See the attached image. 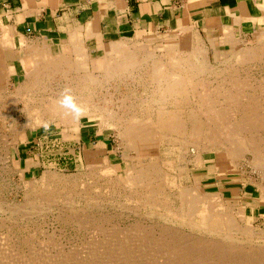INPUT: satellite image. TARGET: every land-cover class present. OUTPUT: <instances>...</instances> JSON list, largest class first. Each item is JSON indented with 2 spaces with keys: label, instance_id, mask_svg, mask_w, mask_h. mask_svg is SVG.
<instances>
[{
  "label": "rangeland",
  "instance_id": "1",
  "mask_svg": "<svg viewBox=\"0 0 264 264\" xmlns=\"http://www.w3.org/2000/svg\"><path fill=\"white\" fill-rule=\"evenodd\" d=\"M212 18L221 27L196 14L187 21L192 26L140 29L112 39H129L132 45L143 42L151 51L162 48L167 41H181L188 32L203 51L204 71H196L195 88L189 89L186 100L178 104L184 127L180 131L149 128L155 137L152 150H138L130 145L124 135V123L142 124L150 110L152 117L156 116L160 105L155 101L154 81L141 68L133 69L126 80L101 78L98 70L104 57V42L110 40L85 38L83 28L73 34L83 43L70 40L78 28L74 25L68 33L49 39H18L6 30L0 34L9 38L1 43L10 59L2 60L18 70L11 76L7 93L13 89L12 83L21 79V71L29 68L25 45L30 43L41 49V41L45 40L54 54L66 49L64 67L70 77L84 74L94 66L101 78L92 95L94 100L110 105L121 117L115 119L111 112L112 123L106 116L70 114L66 120L51 116L36 122L20 111L21 102L7 109L0 104V264H211L214 259V264L220 260L227 261L225 264H264V163H253L251 151L238 143L233 145L243 151L232 161L226 157L225 151L232 144L225 140L234 130L227 126L226 119L214 116V110L208 111L209 98L200 95L217 85H225L224 90L228 88L226 91L231 94L234 91L235 96L242 90L250 100L240 99L236 105L242 109L251 107L252 116L243 137L253 144L264 137V17L230 14ZM137 76L144 78L139 81ZM61 80L62 76L55 74L52 86ZM214 92L211 90L213 99H217L214 107H224L227 102L228 107L233 106L230 97ZM105 95L111 101L104 103ZM164 106L171 109L173 104L167 102ZM230 112L234 119L244 114ZM132 114L137 117L132 118ZM193 116L203 125L194 130L198 133L189 128ZM144 168L156 171L147 187L138 181ZM194 185L206 197L205 205L216 212H227L246 232H233L224 239L225 234L189 226L190 220L198 222V213L178 219L184 212L179 191ZM210 240L220 245H214V249L224 251H213Z\"/></svg>",
  "mask_w": 264,
  "mask_h": 264
},
{
  "label": "bare ground",
  "instance_id": "2",
  "mask_svg": "<svg viewBox=\"0 0 264 264\" xmlns=\"http://www.w3.org/2000/svg\"><path fill=\"white\" fill-rule=\"evenodd\" d=\"M254 6H255L254 7L255 11L257 13H260V16H257V17L262 19L264 17V0L259 1L258 5H254ZM6 28H7V26H6ZM223 28H226V27H223ZM187 30H188V28H187ZM185 33L182 35V38H180L181 41H176V42L175 41H172V42L167 41L162 48H156V49L154 48L151 51L147 48V46L145 44H143V42H142V44L132 45L129 43L133 42V41L129 40V39H125V38H120L119 40H110V41L104 42V57L102 58V61H101L102 62L101 67L98 70V71H101L100 72L102 74L101 78H103L105 76L107 78H118V79L125 78V80H126L125 76H127V75L130 76L131 71L133 69H137V68L140 69L141 68V71H145L146 72L145 74H147L148 78L150 80L154 81L153 86L155 87V90H156V91L153 90V91H155V94H156L155 101L160 105V107L157 108V110L155 111L156 116L152 117V115H151L152 110H150V112L148 114H146V115H148L147 119H145V122H143L142 124H137V123H133V122L124 123V125H125L124 126V128H125L124 135L126 136L127 142L130 145L135 146L138 150H152L153 144H154L153 138H155V137H154L153 132L148 131L149 128L150 129H152V128H154V129L155 128L156 129L157 128L158 129L163 128L164 129L165 128V129H170L172 131H175V130L177 131V130L182 129L184 127V123L182 122L184 120H182V118L179 116V113H178L179 112L178 111V109H179L178 104L181 103L183 100H186L185 99L186 95L188 93L190 94L189 89L193 90L195 88L196 85L193 82V79L196 78V76H197L196 71H202L204 69V65H205L204 60L202 59L203 51L199 47L200 44L199 43H193L191 36H189L187 34L188 32H185ZM228 36H229V33L227 34L226 38ZM5 39H9V38L4 36V35L0 36V62H1L0 63V104L2 107H4L5 109L10 108V106L16 107L17 104L19 102H21L22 106L20 107V111L25 112L26 115L34 118V120L36 122H42L45 120V118L47 120L48 118H51V116H53V117L55 116L54 118H57V119L59 118V120H66L68 118V115H70V114H67L66 111L63 109L58 108V106L56 105V101L60 97L61 92L64 89L69 88V89H71L72 94L75 96L77 104L81 107V109L83 111L82 115L94 114L95 117H99V118L106 116V118L108 119V122L110 121L112 123H114L113 122L114 118L112 117L113 115L115 116V119L121 118L120 115L116 116L117 114L114 113L116 111H113V109L110 108V105L109 106L107 104L101 105L100 104L101 102L99 103V102L94 100L92 95H93V93H95L94 92L95 86L99 83L98 79H101L98 75L99 73H96L98 71L95 70L94 66L91 67V69H87V71L84 74L80 73L81 75H75V76L70 77L66 72V68L64 67L66 65V62H67V59L64 58V53L66 52V49H65L66 46H63L65 51H60V52L57 51L58 53L54 54L55 52L53 53L50 46L46 43L45 40L41 41V42H43V45L40 47L41 49L34 47L30 43H29L30 45L29 44L25 45L26 46L25 47V49H26L25 53H26V58L28 61L29 68L25 71H21V79L15 83H12L13 89L9 93H7L6 91L8 90V86L11 83V76H12V74L18 73V70H16L14 66H8L6 64L7 62L4 63L2 60L4 58H5V60L10 59L9 54L2 47L3 45L1 42H2V40H5ZM193 40H195V39H193ZM21 42H22V40H21ZM67 56H68V54H67ZM215 56H217V55H215ZM84 58H85V56H84ZM234 70L236 71V69H233V71ZM226 73H228V72H226ZM231 73H233V72H231ZM55 74L61 75L62 80L57 82V83L55 82L56 86L54 87V86H52V81L54 80ZM75 74H76V72H75ZM139 74H141V73L139 72ZM236 75H234V77ZM137 77H139V76H137ZM223 77H224V75H223ZM238 77H239V75H238ZM107 78H106V80H107ZM141 78H144V77H142V76L139 77V81ZM213 79H214V77H213ZM112 80H114V79H112ZM196 80L198 82V79H196ZM221 84H223V83H221ZM224 86L217 85L213 89H210L211 87H209L210 90L208 89V91H202V92H200V95L208 96L209 99L206 101V103L208 104V109H209L208 111L212 112V110H214V112H215L214 116H216L217 118L222 119V120L226 119L228 122V124L226 123L227 126H230L231 131H232V129L234 130L233 132L228 133L230 135V138L227 137V140H225V141H227L228 144L229 143L232 144V146L227 148L225 151L226 157H228V159H230L232 161V159L234 157H237L239 152L242 150V149H240L241 147L239 148L238 146H235L233 144H235V143H236V145H237V143L241 144V145L244 144L245 147L243 146L244 147L243 149L246 151L250 150L251 151L250 153H252L253 163L254 162H256V163L261 162L263 164L264 163V137H262L263 139L261 138L259 141L255 140L254 144L247 141L243 137L245 135V133H243V131L249 129L251 126V123H250V119H252V116L250 115L251 107L250 108L246 107L245 109H242L241 107H238V105L243 98L244 99L248 98L247 101L250 100V96L245 95L244 92L242 93L241 89H239V91L241 90V93L239 92L238 95L235 96L236 95L235 93H234L235 95H233L234 91L231 94L228 91H226L228 88H226V90H224ZM211 90H212V92L215 91L214 92L215 95H217L216 92H219L220 94L223 95V97L225 96V98L230 97V99L234 103L233 106H229V107H231V108H229L227 103H230V102H227L225 104L226 107H225V105H224V107H222V105H221V108H216L217 106L214 107V103L217 101V99L216 100H214L215 98L213 99V96H212L213 93H211ZM146 93H148V92H146ZM252 94H253V91H252ZM103 95L104 94H102V97H103ZM5 96L8 98H6ZM105 98H106V95H105L104 99ZM204 99H205V97H204ZM105 100L106 101L104 103L111 101V99L110 100L108 99V101H107V99H105ZM226 101L227 100L225 99V102ZM247 101H245V102L243 101V103H246ZM167 102L172 103L174 107L172 106L171 109L166 108V106H164V105ZM243 103H241V104H243ZM236 104H238V105H236ZM246 104L248 105L249 103H246ZM113 106H114V104H113ZM204 111H206V109ZM230 111H232L234 113L236 111L242 112L244 114H242V115L240 114V117L238 119H234L235 117L232 118V116L231 117L229 116V114L231 115ZM111 112H113V115H111ZM189 113H191V110ZM134 114H132V116H131L132 118L137 115V114L136 115H134ZM141 114H143V113H141ZM252 114H255V113H252ZM257 114H258V112H257ZM211 115L209 116L210 118H211ZM227 115H228V117H227ZM190 118L192 121V123H190V125H189L190 131L192 133H198V131H194V130H197L200 128L202 129L203 125L201 124V122H199V120L197 121L196 116H193ZM140 119L141 118L139 117L138 120H140ZM247 120H248V122H247ZM8 124H10V123H8ZM109 124H111V123H109ZM218 134H220V133L218 132ZM180 136H182L181 133H180ZM186 144H188V143H186ZM251 144H253V145H251ZM195 147L197 148L198 146H195ZM192 150L193 149H191V151ZM243 153H242V155H243ZM89 155H91V154H89ZM222 156L224 157V154H222ZM258 164L261 165L260 163H258ZM258 164H256V165H258ZM263 166H264V164H263ZM263 169H261V170H263ZM155 172L151 171V168L149 170L144 168L143 171L141 172L140 178L138 180V181H140V185H144V183H145V186H146V183L149 185L150 181L152 179H155V174H154ZM157 178H159V177H157ZM159 179H158V181H159ZM128 181H129V179H128ZM136 181L137 180H135V182ZM136 183H138V182H136ZM132 185H135V183L134 184L132 183ZM152 188H154V187H152ZM143 189H144V187H143ZM148 191L150 193V187H149ZM147 197H148V195H147ZM178 197H180V199H181V206H182V209L184 212H183V215H182V213H180L179 218L178 217H176V218H178V219L181 218V220L182 219L184 220L186 215H187V217H189L193 213H195V214L198 213L199 219H196V220H198V222L196 223L195 221L190 220L189 226L190 225H191V227L199 226L200 229L203 228L202 230H206L207 233L208 232L209 233L216 232V234H218V232H219V233L225 234L226 237L224 239H228V237H231V235H233L231 233H233V232H237V231L239 233L240 232H246L242 229V227L237 222H235L233 220V218L231 216H229L227 214V212H225L223 210L216 212L215 210H213L209 206V204L205 205V202L207 201L206 197L202 194V192L201 193L199 192L197 185H194L191 189H187V190L182 188V190L179 191ZM152 213H153V211H152ZM182 223H184V222H182ZM218 235H220V234H218ZM215 238H219V237L216 236ZM235 239H237V238H235ZM204 241H206V240H204ZM221 242H224V241H221ZM221 242H220V244L222 245ZM217 243H218V240H217ZM206 244H208V243H206ZM206 244H205V246H209ZM212 244H213V242H212ZM226 244H228V243H226ZM214 245L215 244H213V247H212L213 251L216 250V249H214L215 248ZM216 245L219 248L220 245H218V244H216ZM229 245L230 244H228V247H229ZM230 247H232V246H230ZM208 248H211V247H208ZM218 250L224 251L223 248H222V250H221V248ZM218 250H216V251H218ZM175 251H173V253H176ZM220 251H218V252H220ZM215 253H217V252H215ZM225 253H227V251H225ZM219 254H222V252ZM236 254H238V253H236ZM248 255H247V257H248ZM262 255H264V252L262 253ZM225 256H227V255L225 254ZM215 257H217V256H215ZM250 257H251V255H250ZM250 257H249V259H250ZM253 257H255V256L253 255ZM236 258H238V257H236ZM226 259L229 260L228 257ZM215 260L216 259L211 260V261L216 262ZM217 260H220V259H217ZM237 260H240V259H237ZM247 261H249V260H246L245 262H247ZM212 262H211V264H214ZM226 262L227 261H221L220 260L216 264H221V263L225 264Z\"/></svg>",
  "mask_w": 264,
  "mask_h": 264
},
{
  "label": "crops",
  "instance_id": "3",
  "mask_svg": "<svg viewBox=\"0 0 264 264\" xmlns=\"http://www.w3.org/2000/svg\"><path fill=\"white\" fill-rule=\"evenodd\" d=\"M259 1L0 0V34L7 30L18 39L26 36L49 39L62 32L68 33L74 25L78 28L70 40L81 41L73 34L82 28L85 38L112 40L140 29L192 26L187 21L196 14L221 27L219 21L212 17L230 14L260 16L254 9Z\"/></svg>",
  "mask_w": 264,
  "mask_h": 264
},
{
  "label": "clouds",
  "instance_id": "4",
  "mask_svg": "<svg viewBox=\"0 0 264 264\" xmlns=\"http://www.w3.org/2000/svg\"><path fill=\"white\" fill-rule=\"evenodd\" d=\"M58 108L66 111L67 114H71L75 117H79L83 114L81 107L77 104L75 96L72 94L71 89H64L60 97L56 101Z\"/></svg>",
  "mask_w": 264,
  "mask_h": 264
}]
</instances>
